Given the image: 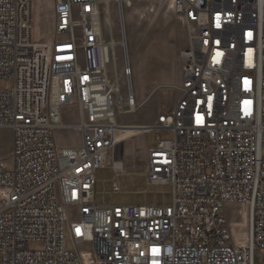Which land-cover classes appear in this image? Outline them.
Instances as JSON below:
<instances>
[{
	"label": "built area",
	"instance_id": "1",
	"mask_svg": "<svg viewBox=\"0 0 264 264\" xmlns=\"http://www.w3.org/2000/svg\"><path fill=\"white\" fill-rule=\"evenodd\" d=\"M174 2L189 26L181 96L140 128L174 134L146 162L173 204L97 206L98 169L125 170L118 117L138 106L126 5L115 0L116 41L100 0H53L55 33L40 42L33 0H0V82L12 81L0 88V129L13 135L12 168L0 160V264H254L264 252V0ZM73 106L79 121L67 125ZM72 129L81 146H58L55 131Z\"/></svg>",
	"mask_w": 264,
	"mask_h": 264
},
{
	"label": "rangeland",
	"instance_id": "2",
	"mask_svg": "<svg viewBox=\"0 0 264 264\" xmlns=\"http://www.w3.org/2000/svg\"><path fill=\"white\" fill-rule=\"evenodd\" d=\"M131 6H125L128 46L131 67L133 70V88L139 104L135 112L119 115L121 124L141 122L152 125L156 115L173 99L179 96L176 84L179 83L181 70V52L188 46L189 26L173 8L172 0H129ZM103 27L105 39L111 37L110 23L105 12L106 4L102 3ZM111 19L113 35L120 41L118 12L115 1L111 2ZM53 0H33V38L45 41L55 33V23L52 15ZM117 67L123 69V52L121 45L116 47ZM109 76L115 80L116 72L113 63L109 66ZM12 87V81L3 79L1 89ZM123 96L126 89L123 87ZM63 121L67 125H76L79 113L75 106L64 108ZM138 132V131H136ZM135 131L126 132L132 135L119 146L118 154L123 157L125 170L118 172L105 166L97 171L95 187V204L97 206H128L154 205L168 206L173 204L171 184H151L144 169L146 147L154 148L159 139L172 140L174 134L169 130L149 129L138 137ZM58 146L74 147L81 141L78 129L58 130L54 134ZM159 138V139H158ZM13 135L9 128L0 129V160L7 161V167L12 168L10 153ZM118 186L119 191L114 187ZM232 209L233 206L228 207ZM38 247L33 245L32 248ZM66 248L73 250L74 243L67 232ZM264 252L256 248L254 264H264Z\"/></svg>",
	"mask_w": 264,
	"mask_h": 264
},
{
	"label": "bare ground",
	"instance_id": "3",
	"mask_svg": "<svg viewBox=\"0 0 264 264\" xmlns=\"http://www.w3.org/2000/svg\"><path fill=\"white\" fill-rule=\"evenodd\" d=\"M114 1L115 0H100V3H105L106 4L107 8H106L105 12L108 14L107 19L109 20L110 26L112 25L110 6H111V2H114ZM124 1H126V0H121L122 4H124ZM172 2H173V8H174L175 2H174V0H172ZM126 4H127V6H131V2L129 0H127ZM117 12H118V9H117ZM102 23H103V14H102ZM103 39H104V37H103ZM114 43H116L115 40H114ZM124 127L126 129H122L123 131L117 137L118 141H120L121 143H124L125 139H127V138L129 139V138L132 137V135H134V134L126 135V132H131V130L135 131V132L138 131V132L135 133V135L142 133V129H140V128H142V126H126L125 125Z\"/></svg>",
	"mask_w": 264,
	"mask_h": 264
},
{
	"label": "crops",
	"instance_id": "4",
	"mask_svg": "<svg viewBox=\"0 0 264 264\" xmlns=\"http://www.w3.org/2000/svg\"><path fill=\"white\" fill-rule=\"evenodd\" d=\"M52 15H53V18H54V13L52 12ZM51 37L52 36H50V38H48L47 40H50L51 39ZM47 40H45V41H47ZM179 76V83H177L176 84V88H178V90H179V96L176 98V99H173L167 106H164L163 107V110L162 111H160L156 116V119H155V122L157 121V118H158V116H159V114L160 113H162V112H165V111H169V110H171L175 105H176V103L178 102V100H179V98H180V96H181V91H180V87H181V70H180V74L178 75ZM135 93V92H134ZM135 98H136V95H135ZM136 101H137V104H139V108L140 107H142V105H143V102H139L138 100H137V98H136ZM154 122V123H155ZM122 123V122H121ZM153 123V124H154ZM152 124V125H153ZM124 125H126V126H147V124H144V123H141V122H135V123H127V124H124ZM81 134V133H80ZM145 134V132H142V133H140V135H138V137H140V136H143ZM81 146V141H80V143L77 145V146H74V147H80ZM73 147V146H72ZM149 148H151V147H146L145 149H146V156H145V159H146V161H145V164H144V169L146 170V162H147V152H148V149Z\"/></svg>",
	"mask_w": 264,
	"mask_h": 264
},
{
	"label": "snow or ice",
	"instance_id": "5",
	"mask_svg": "<svg viewBox=\"0 0 264 264\" xmlns=\"http://www.w3.org/2000/svg\"><path fill=\"white\" fill-rule=\"evenodd\" d=\"M199 119V118H198Z\"/></svg>",
	"mask_w": 264,
	"mask_h": 264
}]
</instances>
